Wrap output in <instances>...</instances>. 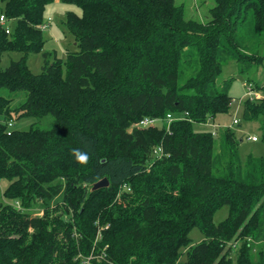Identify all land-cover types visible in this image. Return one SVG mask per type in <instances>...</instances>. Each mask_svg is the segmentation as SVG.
I'll return each mask as SVG.
<instances>
[{
    "label": "trees",
    "instance_id": "1",
    "mask_svg": "<svg viewBox=\"0 0 264 264\" xmlns=\"http://www.w3.org/2000/svg\"><path fill=\"white\" fill-rule=\"evenodd\" d=\"M52 1L0 0L14 21L9 34L0 28V61L20 53L0 66V90L23 95L0 93V264H179L182 248L183 264H229L225 245L238 239L236 264H264V155L242 162L228 127L215 152L216 134L192 128L230 108L234 76L217 83L223 63L239 73L262 63L264 0H214L205 22L174 0H61L81 10L65 13L77 49L64 61L41 51ZM37 52L34 73L27 58ZM167 114L168 129L136 126ZM46 115L49 128H11L13 116ZM242 117L261 118L264 146V95L246 97ZM102 177L108 186L87 187ZM35 202L39 215L26 211ZM222 205L229 212L215 224ZM194 226L204 238L191 245Z\"/></svg>",
    "mask_w": 264,
    "mask_h": 264
},
{
    "label": "rangeland",
    "instance_id": "2",
    "mask_svg": "<svg viewBox=\"0 0 264 264\" xmlns=\"http://www.w3.org/2000/svg\"><path fill=\"white\" fill-rule=\"evenodd\" d=\"M175 5L179 6L186 18H193L198 21L205 22L210 19V8L214 6V0H174ZM68 10H73L77 14L81 13V10L78 6L74 4H67L61 0H54L51 3L47 4L44 8L43 18H51L49 26L42 30V36L44 37V43L41 51H52L55 53L56 57L63 60L65 59L66 51H72L77 49V45L74 37L66 30L62 22L65 19V13ZM14 21L8 22L9 28H12ZM260 53L264 56V47H261ZM20 57L18 51H9L2 54L0 66L1 68L6 67L10 60H16ZM42 55L41 52L31 53L27 58V65L29 69L34 73H39L42 68ZM64 66V64H63ZM230 76H234L233 81L230 83L229 95L233 97V101L230 105V108L227 112L217 113L213 119H209L206 122H193L192 128L194 131H212L216 134L214 150H218V137L222 130L228 127L235 133V136L240 140L238 146L239 157L242 162L246 159L248 154L253 156L264 155V146L260 141V119L256 120H246L242 117V107L243 101L246 99V84L247 81H251L254 85H262L264 83V57L262 63L251 67L246 73H239L237 65L233 60H227L222 65V71L217 78V83H221L223 80L228 79ZM255 92V97L261 98L264 95V92L261 89L253 87ZM0 93L10 97H16L14 102H20L23 100V95L17 96L16 93H11L6 89L0 90ZM236 118L238 123H232V120ZM13 129L25 130L28 129L31 125L38 126L40 128H49L52 126V117L46 115L42 118L36 119L34 117H22L16 119L14 116L12 118ZM255 135L258 138V141L251 140V136ZM249 136L247 139L246 137ZM218 152V151H217ZM7 184V180H0V201L6 202L4 198L1 197V192ZM88 188L91 186L88 185ZM13 206L18 207L19 204L16 201L10 202ZM63 206L57 207L55 211L60 212ZM29 214L39 215L42 213L40 204L35 202L31 207L26 209ZM229 207L228 205H222L217 208L212 214V221L216 224L222 221L228 214ZM188 237L190 239L191 245H194L200 242L204 235L199 230L197 226L192 227L189 230ZM242 240L238 239L237 241H228L225 245V251L231 256V263L236 264V251L241 245ZM260 242L253 243L252 255L253 259L256 257L257 252L259 251ZM185 248H182V255L180 257L179 264H183L185 260ZM215 264V263H213Z\"/></svg>",
    "mask_w": 264,
    "mask_h": 264
},
{
    "label": "built area",
    "instance_id": "3",
    "mask_svg": "<svg viewBox=\"0 0 264 264\" xmlns=\"http://www.w3.org/2000/svg\"><path fill=\"white\" fill-rule=\"evenodd\" d=\"M50 21H51V18H48L47 21L43 22L39 27L41 29H46L49 26ZM0 28H2L6 34H9L11 31V29L8 26V19L4 14H0ZM253 91H254L253 85L250 82H247L246 94H248L247 95L248 98H253L256 96L255 92H253ZM175 118L176 117H174L171 114H167L165 119L144 117L136 124V126H138V127L157 126L160 123L164 122L166 125V129H168L169 123ZM179 118H181V117H179ZM232 123H238V120L236 118H234L232 120ZM9 125H11V124L9 123ZM251 140H256V136L252 135ZM154 152L157 153L158 155H161V148L158 147L157 150H155ZM88 260H89V257H88ZM87 264H89L88 261H87Z\"/></svg>",
    "mask_w": 264,
    "mask_h": 264
},
{
    "label": "water",
    "instance_id": "4",
    "mask_svg": "<svg viewBox=\"0 0 264 264\" xmlns=\"http://www.w3.org/2000/svg\"><path fill=\"white\" fill-rule=\"evenodd\" d=\"M106 186H108V179L106 177H102L101 179H99L98 181L92 184L91 190H95Z\"/></svg>",
    "mask_w": 264,
    "mask_h": 264
},
{
    "label": "clouds",
    "instance_id": "5",
    "mask_svg": "<svg viewBox=\"0 0 264 264\" xmlns=\"http://www.w3.org/2000/svg\"><path fill=\"white\" fill-rule=\"evenodd\" d=\"M74 155L76 156V159L79 163L81 164L87 163L88 160L87 154H83L79 152V150H74Z\"/></svg>",
    "mask_w": 264,
    "mask_h": 264
},
{
    "label": "crops",
    "instance_id": "6",
    "mask_svg": "<svg viewBox=\"0 0 264 264\" xmlns=\"http://www.w3.org/2000/svg\"><path fill=\"white\" fill-rule=\"evenodd\" d=\"M247 139L249 138V136L246 137ZM256 142V141H255Z\"/></svg>",
    "mask_w": 264,
    "mask_h": 264
}]
</instances>
